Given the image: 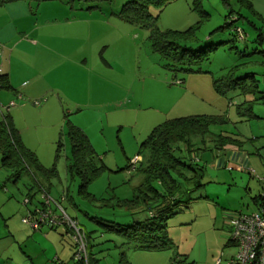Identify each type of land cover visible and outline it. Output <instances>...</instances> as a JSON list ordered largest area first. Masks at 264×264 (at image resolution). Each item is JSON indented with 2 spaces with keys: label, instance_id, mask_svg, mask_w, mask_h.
Returning a JSON list of instances; mask_svg holds the SVG:
<instances>
[{
  "label": "rangeland",
  "instance_id": "1",
  "mask_svg": "<svg viewBox=\"0 0 264 264\" xmlns=\"http://www.w3.org/2000/svg\"><path fill=\"white\" fill-rule=\"evenodd\" d=\"M128 1H29L37 24L47 14H57L63 21L67 18L58 33L66 34L73 46L79 42L81 46L74 48L79 52L75 65L69 64L66 70L72 87L60 90L66 98L60 114L40 110L44 97L19 99L21 93L0 97V121L6 107L15 103L9 112L24 159L15 153L6 164L0 151V264H79L72 237L62 234L65 226L34 229L23 222L34 205L46 202L44 195L77 219L89 238V257L96 264H119L122 252L130 264H218L219 259L226 264L236 253V247L226 246L225 220L235 211H254L252 198L264 184V99L250 104L254 116L242 117L237 105L251 98L235 92L223 95L212 81L253 74L258 91L264 93V0H168L161 9L151 8L158 16L156 27L169 30L167 40L178 47L164 53L154 50L147 28L121 18ZM232 18L239 20L228 24ZM234 25L244 31V39H236ZM194 59L200 60L193 65L195 71L181 69ZM23 106H27L25 114ZM208 114L229 118L227 124L213 126V133L236 132L239 139L247 140L243 147L253 162L247 167L254 174L216 170L212 160L205 162L203 152H198L205 184L181 188L179 202L163 219L173 245L162 251L132 248L103 224L123 227L149 218L140 202L133 208L118 202L132 198L143 181L141 161L134 164L136 168L131 164L147 155L141 143L168 119ZM70 124L86 135L94 149L97 169L93 177L91 169L81 173L70 169ZM83 176L89 178L85 184ZM26 199L30 201L25 203ZM71 242L74 247L69 256Z\"/></svg>",
  "mask_w": 264,
  "mask_h": 264
},
{
  "label": "trees",
  "instance_id": "2",
  "mask_svg": "<svg viewBox=\"0 0 264 264\" xmlns=\"http://www.w3.org/2000/svg\"><path fill=\"white\" fill-rule=\"evenodd\" d=\"M13 1L17 0H0V6ZM164 1L165 0H129L125 3L120 12L121 18L125 21L147 28L150 31L149 38L152 41L154 50L162 53L166 52V50L175 51L178 48L172 47V43L167 40L166 36L169 34V30L163 32L156 27L158 16L153 15L150 11L151 8L161 9L169 2L168 0ZM237 20L239 19L232 18L228 24H233ZM238 29L240 32L237 31ZM172 33L176 32L173 31ZM233 34L236 39H244L245 37L244 31L238 25L233 26ZM182 50L184 52L187 51L186 49ZM195 57H199L200 60L202 59V56ZM200 60H187L185 62L186 67L181 69L184 71H195L193 65H199ZM212 83L223 95L235 92L244 98H251L250 100L245 99L242 103L237 105L236 111L242 117L254 116L251 115L252 107L250 104L254 101L264 99V93L258 91V84L253 74L238 78L225 76L223 79L219 80L213 78ZM9 87L7 75L0 73V89H8ZM68 122H70V120ZM228 122L229 118L226 114H208L168 119L156 125L141 143V150L147 152V155L144 158L142 157L139 167V169L144 172L143 181L135 188L132 198L118 199L120 204L129 208H133L140 202L141 205L145 206V209L148 210L149 218L143 221H135L131 225L123 227L113 225L111 222L108 225H103L107 227V229H114L120 236H123L125 239L124 242L134 249L162 251L171 247L173 243L166 235V225L163 223L164 217L166 218L167 215L172 214L173 207L179 202V192L181 188L185 185L199 187L205 184L203 182V167L197 164L198 160L194 153H196V151L215 150L218 152H225L229 149H244L243 146L247 140L239 139L238 133L227 131L213 133L211 131L213 126H222ZM16 133L17 130L14 129L10 115L5 114L0 121V151L4 154V162L6 164L7 159L12 154L15 155V153L19 154L18 159H23V153L18 147L20 140L18 136H16ZM67 135L73 151V162L70 165V169L72 171L77 170L79 171L78 173H81V170L84 171L86 168L91 169V177H93L94 171L97 169L94 168L93 161L95 152L89 144L86 135L72 124L69 125ZM28 155L29 157H33L35 161V157L31 151H28ZM35 164L38 166V163ZM144 164L145 166L143 167ZM83 177L85 178V176ZM83 180L85 184L89 178L87 177ZM253 200L257 206L254 211L235 212H240L242 214L262 212V210H264V192L253 197ZM42 205L43 203L41 206L38 204L34 205L33 210L28 211V214L31 212L33 213L35 207L40 208ZM153 209L157 210L156 214ZM43 226H40L38 229ZM47 226L51 229L56 228L55 226ZM67 233L69 232L67 231ZM88 239L87 236V241ZM227 241L235 247L233 243L229 240ZM233 256L234 254L228 257L227 261ZM78 263L82 264L80 262ZM89 264H91L90 260ZM119 264H130L124 252L120 254Z\"/></svg>",
  "mask_w": 264,
  "mask_h": 264
},
{
  "label": "crops",
  "instance_id": "3",
  "mask_svg": "<svg viewBox=\"0 0 264 264\" xmlns=\"http://www.w3.org/2000/svg\"><path fill=\"white\" fill-rule=\"evenodd\" d=\"M65 16L66 14L63 13V17ZM43 18L44 20L37 24L31 3L27 0H17L0 6V67L1 73L7 75L10 85L6 89L7 92L2 90L4 88L0 89V97L9 99L10 95L16 96L17 93H21L23 98L29 99L44 97L45 102L40 110L45 113L53 109V112L60 114L66 102L64 94L60 90L72 87L71 75L66 70H69V64L75 65V56L79 52L74 48L80 47L81 43L79 42L78 47H75L73 41L66 34L59 35L58 32L64 30L67 18L64 21L60 20L57 14H47ZM59 25L62 26L59 28ZM72 49H74L73 52ZM49 78L53 81L57 79L59 83H54ZM21 109L25 114L27 106H23ZM11 113L12 111H8L6 114L10 115L14 125V117ZM4 115L3 113L2 118ZM198 152H203L202 158L205 162L206 158L212 160L216 170L245 171L241 168L247 167V165L251 166L253 163L249 152L245 149H229L228 152L225 151L220 156H213V151L210 153L196 151L194 155L197 158ZM256 154L259 155L258 152ZM262 192H264V184L260 186L258 195ZM252 201L256 209L257 206L253 198ZM65 233L67 235L66 229L62 234ZM70 246L72 252L67 253L69 256L73 254L72 242ZM226 246L233 245L227 242ZM56 256L58 260L61 259L59 254ZM96 262V259H90L91 264H96Z\"/></svg>",
  "mask_w": 264,
  "mask_h": 264
},
{
  "label": "built area",
  "instance_id": "4",
  "mask_svg": "<svg viewBox=\"0 0 264 264\" xmlns=\"http://www.w3.org/2000/svg\"><path fill=\"white\" fill-rule=\"evenodd\" d=\"M237 31L240 32L239 29ZM1 71L0 67V73ZM22 97V94H18L19 99ZM14 104L11 102L6 110L9 111ZM139 161H141L140 156L133 159L132 168H135L134 164ZM241 169L254 174V170L248 167ZM261 178L264 179V177ZM44 197L46 202L43 203L42 207H35L33 213L31 212L23 218V222L34 229L43 225L65 226L75 244V259L82 264H89L88 241L84 229L75 218L66 213L59 202H55L56 205L53 206L47 195ZM24 202L28 203L29 200L26 199ZM225 226L227 228V240L237 248L234 256L226 264H264V210L260 213L251 214L232 212L226 215ZM220 263L221 259H219L218 264Z\"/></svg>",
  "mask_w": 264,
  "mask_h": 264
}]
</instances>
